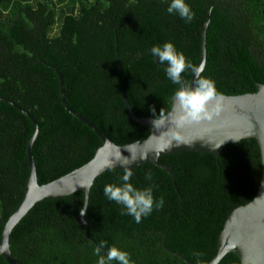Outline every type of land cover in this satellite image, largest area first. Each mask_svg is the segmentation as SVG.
<instances>
[{
	"label": "trees",
	"instance_id": "1",
	"mask_svg": "<svg viewBox=\"0 0 264 264\" xmlns=\"http://www.w3.org/2000/svg\"><path fill=\"white\" fill-rule=\"evenodd\" d=\"M195 19L169 15L165 0H0V98L31 113L39 133L33 146L38 182L48 184L89 163L103 143L65 109L95 124L112 142L128 145L150 131L129 115L119 85L118 63L130 105L139 117L167 111L177 85L150 55L156 44L172 42L222 95L256 93L264 85V0H189ZM210 15V19L208 18ZM193 73L183 74L190 83ZM32 121L0 100V244L6 223L19 209L31 174L28 147ZM176 180L153 164L135 170L131 182L154 186L165 206L137 224L103 194L124 171L99 176L90 191L85 218L91 240L78 223L85 194L45 199L15 226L12 255L22 264H96L101 242L129 252L134 264H210L234 210L256 197L262 178L261 150L246 139L220 156L183 152L161 158ZM151 172V181L146 174ZM106 250V249H105ZM106 254V253H105ZM0 264H9L4 257ZM219 264H241L228 254Z\"/></svg>",
	"mask_w": 264,
	"mask_h": 264
},
{
	"label": "water",
	"instance_id": "2",
	"mask_svg": "<svg viewBox=\"0 0 264 264\" xmlns=\"http://www.w3.org/2000/svg\"><path fill=\"white\" fill-rule=\"evenodd\" d=\"M208 18L210 19V15H208ZM208 27L209 22L206 23L202 30L201 63L198 66L203 67L201 75L205 71L207 62L206 34ZM54 69L60 79L61 96L65 109L93 130L100 137L103 145L96 150L92 160L83 167L56 181L40 185L32 152L39 133L38 122L31 113L15 102L0 98V100L8 102L28 117L35 127L34 135L28 147L31 174L26 187V194L19 209L5 225L0 244V258L4 257L9 264H22L12 255L9 243L11 233L21 219L36 204L45 199L54 200L83 191L85 194V207L78 217V223L82 229L86 230V236L91 240L89 223L85 218V214L91 188L96 179L102 174L112 170L124 171L128 167H131L133 174H135L137 168L146 164H153L169 174L175 181L176 173L173 167L162 162V157L186 151L214 154L219 157L222 148L234 145L242 140L254 139L260 147L262 157V178L258 193L253 201L237 208L229 216L219 237L217 255L210 264H219L228 254L237 255L241 260V264H264V85L258 84L256 93L237 96L222 95L220 100L222 112L219 117L212 122L186 125L179 130L184 146L179 148L170 147L161 151L163 141L170 139L171 135L177 130L174 125H169L170 131L162 138L158 139L154 136L160 135L167 128L156 131L151 123L153 118L139 117L135 114L123 87L119 63V85L126 109L136 123L150 131L148 138L124 146H119L112 142L95 124L69 106L66 100L63 76L59 68ZM177 256L187 264H192L183 256Z\"/></svg>",
	"mask_w": 264,
	"mask_h": 264
},
{
	"label": "clouds",
	"instance_id": "3",
	"mask_svg": "<svg viewBox=\"0 0 264 264\" xmlns=\"http://www.w3.org/2000/svg\"><path fill=\"white\" fill-rule=\"evenodd\" d=\"M165 2L169 15L178 16L185 23H191L195 19V12L189 0H165ZM149 53L159 65L164 67L166 78L178 86L171 97L167 111L161 109L157 115L155 107L150 110L154 117L151 121L154 130L167 128L160 135L154 136L158 139L162 138L170 131L169 125H174L177 131L171 135L170 139L163 141L160 150L170 147L179 148L184 146L180 129L189 124L212 122L221 115L222 94L217 90L213 79L201 75L203 67L194 66L172 42L158 43L149 49ZM189 70L194 75L190 83L183 80V74ZM174 114H176L175 117ZM132 176L131 167L125 168L120 182L106 184L103 194L108 201L121 206L122 215L131 216L139 224L142 218H147L154 211L162 210L165 201L163 197L157 199L154 195V186H135L131 182ZM146 179L151 181V172L146 174ZM94 255L97 258L96 264H134L129 252L116 245L108 247L105 242L95 247Z\"/></svg>",
	"mask_w": 264,
	"mask_h": 264
}]
</instances>
